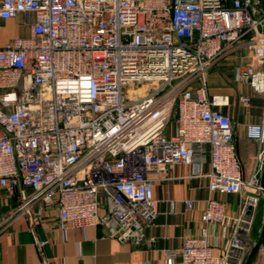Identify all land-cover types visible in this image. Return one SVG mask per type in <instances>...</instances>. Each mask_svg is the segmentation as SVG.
<instances>
[{"label": "built area", "instance_id": "obj_1", "mask_svg": "<svg viewBox=\"0 0 264 264\" xmlns=\"http://www.w3.org/2000/svg\"><path fill=\"white\" fill-rule=\"evenodd\" d=\"M20 13L30 35L0 47V186L31 190L14 214L40 223L55 211L59 228L99 223L129 240L157 218L151 174L210 158L209 189L245 193L252 222L264 196V111L246 125L258 152L245 180L221 110L229 97L210 93L208 75L251 34L256 62L233 78L264 99L261 0H0V19ZM252 98L240 96L246 109ZM202 219L227 222L226 204L208 199ZM240 231L221 254L206 234L186 237L181 264H244Z\"/></svg>", "mask_w": 264, "mask_h": 264}, {"label": "crops", "instance_id": "obj_2", "mask_svg": "<svg viewBox=\"0 0 264 264\" xmlns=\"http://www.w3.org/2000/svg\"><path fill=\"white\" fill-rule=\"evenodd\" d=\"M23 13L14 18L0 19V47L14 37H28L31 24L25 22ZM31 23L34 17L30 18ZM264 29V26L262 27ZM251 34L233 44L210 69L208 85L211 94H225L229 104L221 107L234 123L237 152L242 164L243 177L247 180L255 165L258 143L247 138L246 125L259 123L263 117V96L233 78L238 64L255 63L253 49L248 44ZM252 95V105L246 109L240 96ZM212 167L210 158L203 165L173 164L163 174L152 173L154 197L157 200V218L142 233L129 240L108 237L98 223L83 229L71 222L66 228L57 225V213L50 211L36 223L30 214H14L15 207L30 189L14 191L0 186V264H181L180 250L188 236L206 234L214 246V253L221 254L227 241L241 226L245 256L249 254L258 237L257 208L249 225L243 213L245 193L225 194L209 189ZM218 199L226 204L229 220L225 223L206 222L202 213L206 201ZM185 200L193 203L189 207ZM34 209V211H36ZM106 212L102 206L99 217ZM48 225L49 228L45 226ZM174 256H170V252ZM253 264H264V243Z\"/></svg>", "mask_w": 264, "mask_h": 264}, {"label": "water", "instance_id": "obj_3", "mask_svg": "<svg viewBox=\"0 0 264 264\" xmlns=\"http://www.w3.org/2000/svg\"><path fill=\"white\" fill-rule=\"evenodd\" d=\"M264 3V0H261ZM261 186L264 191V171L261 177ZM264 243V222L261 230V234L255 245L252 247L251 251L249 252L244 264H253L256 260L257 254L259 252L260 247Z\"/></svg>", "mask_w": 264, "mask_h": 264}, {"label": "rangeland", "instance_id": "obj_4", "mask_svg": "<svg viewBox=\"0 0 264 264\" xmlns=\"http://www.w3.org/2000/svg\"><path fill=\"white\" fill-rule=\"evenodd\" d=\"M263 104H264V99H263ZM256 216H257L256 229H257V232H258V237H257L256 241H254V244L257 242V240L260 237L262 226H263V222H264V196L262 197L261 203H260L259 207L257 208ZM246 258H247V255L246 256L244 255V260H246Z\"/></svg>", "mask_w": 264, "mask_h": 264}]
</instances>
